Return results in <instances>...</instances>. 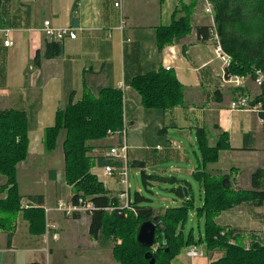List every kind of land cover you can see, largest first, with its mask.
<instances>
[{"label": "crops", "instance_id": "0c3cea01", "mask_svg": "<svg viewBox=\"0 0 264 264\" xmlns=\"http://www.w3.org/2000/svg\"><path fill=\"white\" fill-rule=\"evenodd\" d=\"M191 1L121 0L119 6L115 5L116 0L3 1L0 8V111L14 109L27 113L30 143L28 157L17 167L22 197L20 211L0 216V264H76L67 259L83 254L86 248H92L94 252L92 264H118L113 258L111 245L103 247L91 237V211L86 212L88 238L85 241L92 246L79 244V254L72 255L71 249L74 250L75 246L70 249L68 238L72 222L81 221L85 212L67 217L55 209L58 202L71 201L74 191L65 179V131L59 136L64 134L62 146H59L58 138L55 150L48 152L44 144L45 130L55 124L58 109L67 107L71 99L79 101L85 91L97 94L101 88L122 90L128 161L129 164H144V167H133L147 174L154 168L152 174L160 176H171L170 173L174 172L176 175L173 176L179 182L173 187L189 182L195 195L190 178L197 165L190 157L187 144L195 150L196 130L205 127L210 134V145L215 146L220 136L226 134L231 147L222 150L218 162L208 165L207 171L223 178L224 183L235 191L252 190V174L264 170V127L255 114L232 111L230 104L237 93L249 92L258 97L262 88L255 86L251 74L245 76V87L226 83L227 70L223 62L215 57L211 42L200 39L196 29L162 51L157 46V29L170 25L175 12H179L178 17L182 16V6ZM45 20H50L55 27L77 28V36L64 39L62 55L44 58L40 65H35L37 52L44 53L46 44L51 42L40 31ZM211 23L204 0H199L193 15L194 26H211ZM6 39L12 40L13 45L7 46ZM171 48L175 58L168 55ZM164 59L171 63L185 88L184 101L166 111L145 108L140 95L131 87V80L158 71L164 67ZM121 84L123 88H120ZM141 126V131L137 132ZM141 141H151L156 144V149L163 150L155 156L152 168L143 157L130 153L131 149L140 147ZM120 142L118 137L95 142L96 152L92 156L98 168H94V173L99 174L103 168L98 159ZM173 158L179 161L178 165H163ZM197 161L199 165L198 157ZM60 178V188L62 181L67 185L69 195L66 199L59 195ZM101 181L111 196L119 198L120 205L125 202L120 197L124 188L120 187L118 174ZM5 182L6 178L0 175L1 199L6 197V192L1 189ZM199 188L203 194L200 183ZM32 196H43L42 205L34 201L35 207L43 208L45 212L46 227L42 235L30 232V223L24 213L27 209L22 207L23 201ZM128 198L132 202L130 188ZM180 200L179 206L183 202ZM215 220L222 227L235 230L244 239L264 244V204L242 203L221 212ZM50 224L57 226L56 230H51V237L47 235ZM54 233L58 234L57 239L52 238ZM53 246L57 249L52 252ZM64 246L65 262L58 255ZM195 246L199 248V245ZM188 248L172 264H209L222 256L219 250L201 249L204 255L192 258L187 253Z\"/></svg>", "mask_w": 264, "mask_h": 264}, {"label": "trees", "instance_id": "16d2710c", "mask_svg": "<svg viewBox=\"0 0 264 264\" xmlns=\"http://www.w3.org/2000/svg\"><path fill=\"white\" fill-rule=\"evenodd\" d=\"M4 0H0V8ZM214 7V22L223 48L231 55L232 63L227 74L253 75L256 69L264 71V0H209ZM199 0L183 5L180 12L174 13V19L168 26L157 29V46L162 51L166 46L178 42L194 29L203 40L210 37V26L193 24L195 7ZM63 41H51L46 44L44 53L37 52L35 65L42 59L62 55ZM131 87L140 95L145 108L171 110L184 101V86L172 69L160 68L131 80ZM258 100L264 102V87ZM65 131L63 143L65 160V179L73 187L71 201L78 204L80 198H88L96 209L91 210L89 233L98 243L107 247L113 245V258L118 264H172V261L190 245L206 243L209 251H222L220 258L209 264H264V244L253 240L247 249L243 237L235 230L222 227L216 217L223 211L242 203L256 206L264 204V170L252 174V190H233L224 183V179L207 171V166L218 162L220 152L230 149L228 136L222 134L215 146L210 145V134L205 127L196 130L197 145L201 150V161L193 177L201 184L204 202L195 208L191 184L184 182L172 191L183 200L177 207L156 210L151 205H142L151 201L139 192L135 193L131 204L134 212L120 211L119 198L111 196L104 183L91 172L94 158L90 156L94 147L91 141L104 139L109 131L124 130V94L121 89L101 88L97 94L85 91L83 97L67 107L58 109L55 124L45 130L46 150H55L58 138ZM28 116L25 111L14 109L0 111V175L6 178L1 186L6 197L0 198V216L20 211L21 195L17 179V165L26 160L29 152ZM100 166L109 164L121 166L107 157L98 159ZM132 166L144 167L143 163ZM144 183L163 182L175 184L174 176L149 175L141 172ZM188 188L186 198L184 187ZM32 201L42 205L43 196H32ZM108 207H115L112 212ZM206 220L205 235L198 241L193 235L187 236L183 227L191 211ZM127 212V213H126ZM29 221L30 232L42 235L46 227L43 208L33 207L24 211ZM157 220L160 227L152 247H146L137 240L138 229L142 223ZM224 232V234H223ZM236 233L237 244L230 241ZM121 243L118 244L117 240ZM151 253V258L146 254ZM38 264V263H32Z\"/></svg>", "mask_w": 264, "mask_h": 264}, {"label": "built area", "instance_id": "2783aa9c", "mask_svg": "<svg viewBox=\"0 0 264 264\" xmlns=\"http://www.w3.org/2000/svg\"><path fill=\"white\" fill-rule=\"evenodd\" d=\"M121 0H116L115 5L119 6ZM204 8L206 13L211 16L212 23L210 29V37L207 39L211 42L213 46V52L216 58L221 60L228 71L229 66L232 63L231 55L223 48L220 36L217 32L215 22H214V7L213 4L209 0H204ZM76 29L72 26H65V27H55L51 23L50 20H45L43 26L40 28V31L44 36H46L51 41L62 42L66 38H76L77 33ZM7 35V32H6ZM203 39V38H201ZM5 44L7 46H12L13 41L10 39L5 40ZM172 58L174 56V50L171 48L169 49V54ZM164 68L172 69L171 63H168L166 59H164ZM225 73L224 81L226 83H230L235 87H245V76L235 75V74H227ZM249 75V74H248ZM253 82L257 88L264 87V71L261 69H256L254 74L251 75ZM124 85L121 84L120 88H123ZM230 109L232 111H247L255 114L258 117L259 123L264 127V102L262 100H258L256 95H253L249 92H239L236 94L235 98L231 101ZM108 135L111 137H118L121 140L120 143L110 147L105 152V157L112 160L113 162H120L121 166H116L113 164H109L103 167L104 174L106 177H114L116 174L119 175V180L121 184L125 185V189L121 194V199L125 202L122 203L117 209L120 211H131L137 214V210L132 206L131 201L128 198V190L127 187V176H128V168H129V161H128V146L125 142V131H109ZM36 206V203L31 200H24L22 207L24 209L33 208ZM57 211L62 212L65 216L70 217L73 216L75 213L78 212H87L96 209L93 203L89 200L84 198H80L78 204L73 203L72 201H60L58 202L56 208ZM108 210H114L115 207H108ZM57 226L54 224H50L47 230V235L51 237V230H56ZM224 234V232H223ZM236 233L233 234L231 239L232 244H237V240L235 237ZM257 235V234H255ZM53 239L58 238V234H52ZM253 239L245 240L243 243L247 249L251 247ZM188 255L192 258L204 255V252L201 249H198L195 245L189 246L188 248Z\"/></svg>", "mask_w": 264, "mask_h": 264}, {"label": "rangeland", "instance_id": "374dc122", "mask_svg": "<svg viewBox=\"0 0 264 264\" xmlns=\"http://www.w3.org/2000/svg\"><path fill=\"white\" fill-rule=\"evenodd\" d=\"M141 129H142V126L140 127V129H138L137 132H140ZM62 136H64V134ZM62 136L59 138V146L60 147L62 146V143H61ZM109 137H111V136H109L107 133L106 138H109ZM106 138H104V139H106ZM104 139L91 141L90 144L93 145V147L95 148V142L101 141ZM196 140H197V138H196ZM159 144L161 145V147H164L162 143H159ZM139 145H140L139 148H137L135 150H132V149L130 150L131 155L137 154L140 157H143V159H145L147 161V164L150 166V168L154 167V166H152V164H153V160L155 159V156L158 154H161L163 152V150L160 148L156 149V144H152L151 141L150 142L149 141H141V142H139ZM187 150H189L190 157L192 158L194 165H197L195 168H197L199 166L197 164L198 163L197 157L201 161V150L199 149L198 145L196 146L195 150H193V148L190 144H187ZM95 152L93 149V151L90 153V156L94 155ZM92 158H94V157L92 156ZM61 163H62V161L59 160V165H61ZM176 163H179V161L175 160L173 158V159H169L168 161L164 162L163 165L164 166L168 165L167 167H169L172 164L178 165ZM182 165H188V164H182ZM17 167H18V165H17ZM95 167L98 168L97 161L94 159V165L91 168L92 173H94L93 170ZM153 169H150L149 175H153L152 173H153V171H155ZM171 171H173V169ZM141 172L142 171L140 170V168L133 167L131 163L129 164L128 176H127V187L130 188V193H131L132 199L135 197V193L139 192L143 197L151 200V201L142 202V205H151L156 210L179 206V204L181 203V200L178 197L177 193L172 191L173 184L163 183V182H151L150 184L146 185L144 183ZM94 174L97 175L99 180H101V179L104 180L105 178H107L104 174L103 168H102L101 172H99V174L98 173H94ZM170 175H171L170 177H172L173 175H176V174L174 172H171ZM190 179L194 184V194L195 195H193V196H194V200H195V208H198V207H201V205H203L204 195L200 193L201 189L199 188L198 181L194 177H191ZM61 180H62V178H60L58 180L59 191H60L59 195L62 199H66L67 196L69 195L67 185L62 181V188H60ZM121 186L125 189L124 184H121L120 187ZM192 193H193V190H192ZM200 195H202L201 199H200ZM86 200H88V198H86ZM72 219H74V218H72ZM87 219H88L87 213L85 212V213H83V219L81 221L76 222V223L72 222L73 226L71 227L70 236L68 237L69 241L71 243L70 249H71V246H73V245L75 246L74 250L71 249L72 255H73V253L79 254V251L77 250V246L79 244L81 246L84 244L86 247H87V245L92 246V244L87 243L85 241V239L87 240V238H88V229H87V221L88 220ZM205 225H206L205 218L204 217L199 218L196 214V211L194 210V211L190 212L189 219L184 224L183 231L187 236L193 235L195 240L198 241L201 237H203V235H205ZM245 240H247V239H244V241ZM117 243L120 244L121 240L118 239ZM198 245H199L198 249H203L204 251H207V245L205 242H203L202 244H198ZM65 246L61 250V252L58 254L62 257L61 260L63 262H65V259H64L65 254H66ZM53 247H54V249H52V252L56 251V249H57V248H55V246H53ZM111 247L113 248V245H111ZM51 248L52 247H50V249ZM83 252H84L83 254H79L77 256H72L70 259H67L68 262H72V263H76V264H92V262H93L92 256L94 255L92 248L90 250H88L86 248ZM222 254H223V252H222ZM113 264H115V263H113Z\"/></svg>", "mask_w": 264, "mask_h": 264}, {"label": "water", "instance_id": "95a60500", "mask_svg": "<svg viewBox=\"0 0 264 264\" xmlns=\"http://www.w3.org/2000/svg\"><path fill=\"white\" fill-rule=\"evenodd\" d=\"M186 198L189 197V191L187 187H184ZM160 227V222L157 220H149L141 224L138 229L137 240L140 244L146 247H152L156 238V230ZM151 253L146 254V258H151ZM154 263V259H151V264Z\"/></svg>", "mask_w": 264, "mask_h": 264}]
</instances>
